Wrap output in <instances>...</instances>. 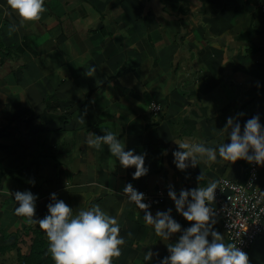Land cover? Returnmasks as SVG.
<instances>
[{
    "label": "crops",
    "instance_id": "0c3cea01",
    "mask_svg": "<svg viewBox=\"0 0 264 264\" xmlns=\"http://www.w3.org/2000/svg\"><path fill=\"white\" fill-rule=\"evenodd\" d=\"M264 0H44L40 18L21 22L0 0V240L29 254L40 229L15 214L16 191L38 195L36 217L47 214L50 193L77 213L99 204L120 225L125 243L113 264H158L174 243L155 234L123 189L165 193L150 205L175 210L169 186L206 187L228 177L244 181L252 163L210 161L179 170L176 140L217 148L229 143V116L244 122L258 115L264 125ZM162 105L153 113L152 103ZM114 132L137 154L146 153V175L133 179L107 145L87 138ZM251 152V149H250ZM203 173L201 182L196 177ZM34 181V183H33ZM259 183L264 188V165ZM14 201L7 204V199ZM146 202V201H144ZM215 211V203L211 202ZM218 231L225 243L222 219ZM20 232V233H19ZM211 239V237H210ZM9 252V251H7ZM10 252H14L10 250ZM264 264V237L246 252Z\"/></svg>",
    "mask_w": 264,
    "mask_h": 264
},
{
    "label": "clouds",
    "instance_id": "9594fccd",
    "mask_svg": "<svg viewBox=\"0 0 264 264\" xmlns=\"http://www.w3.org/2000/svg\"><path fill=\"white\" fill-rule=\"evenodd\" d=\"M21 22L40 18L45 9L44 0H7ZM225 129H230L229 143H222L218 149L203 143H190L176 140L178 148L173 151V163L179 170L199 163L197 154L210 161L217 160V153L224 161L236 162L240 159L249 163L264 165V125L258 115L247 119L243 129L236 117L229 116ZM86 143L96 149L107 145L111 155L118 159L124 168L134 166L133 179L148 173L145 166L146 153L137 154L135 149H126V144L112 131L103 135L89 136ZM251 149V152H250ZM203 173L196 177L198 182ZM34 183V181H33ZM220 181H211L206 187L182 188L177 194L170 185L168 196L174 202L175 210L190 223L182 227L172 215V208L157 210L153 215L150 204L145 201V193L137 190L132 183L123 189L127 199L139 209L147 210L143 217L147 225H152L157 236L170 240L179 233L174 243L167 244L168 255L159 259L158 264H250L248 254L236 243H225L222 235L213 228L216 224L211 202ZM14 199L17 216L25 218L27 223H38L44 230L49 242L48 252L54 264H113V257L121 255V245L125 243L120 235V225L114 216L108 215L99 204L81 208L74 213L73 208L57 193H50L51 202L47 205V214L36 217L38 195L30 190L16 191ZM211 237V239H210ZM158 255L151 249L143 256L145 262H151Z\"/></svg>",
    "mask_w": 264,
    "mask_h": 264
},
{
    "label": "built area",
    "instance_id": "2783aa9c",
    "mask_svg": "<svg viewBox=\"0 0 264 264\" xmlns=\"http://www.w3.org/2000/svg\"><path fill=\"white\" fill-rule=\"evenodd\" d=\"M263 22H264V4ZM153 113L162 111V105L152 103ZM260 165L255 162L244 181L222 177L215 193L216 214L222 219L224 232L230 243H236L247 252L260 237H264V188L259 183ZM145 193L150 205L165 203V193Z\"/></svg>",
    "mask_w": 264,
    "mask_h": 264
},
{
    "label": "trees",
    "instance_id": "16d2710c",
    "mask_svg": "<svg viewBox=\"0 0 264 264\" xmlns=\"http://www.w3.org/2000/svg\"><path fill=\"white\" fill-rule=\"evenodd\" d=\"M25 233H32L33 235L31 251L29 254H22L20 248H18L19 237L14 244L0 245V250L10 251L16 249L18 261L15 264H54L51 254L48 252L49 245L47 244L44 233L33 226L26 228Z\"/></svg>",
    "mask_w": 264,
    "mask_h": 264
},
{
    "label": "rangeland",
    "instance_id": "374dc122",
    "mask_svg": "<svg viewBox=\"0 0 264 264\" xmlns=\"http://www.w3.org/2000/svg\"><path fill=\"white\" fill-rule=\"evenodd\" d=\"M14 201L12 197L10 199H7V204H11ZM0 240L2 238L0 237ZM1 245V244H0ZM14 252H7V251H1L0 250V264H15L18 261V254L17 250L13 249Z\"/></svg>",
    "mask_w": 264,
    "mask_h": 264
}]
</instances>
